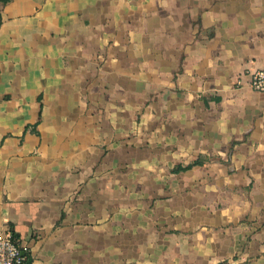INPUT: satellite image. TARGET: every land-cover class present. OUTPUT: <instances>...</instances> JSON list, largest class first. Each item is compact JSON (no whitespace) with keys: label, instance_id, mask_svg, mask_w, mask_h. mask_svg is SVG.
Listing matches in <instances>:
<instances>
[{"label":"crops","instance_id":"0c3cea01","mask_svg":"<svg viewBox=\"0 0 264 264\" xmlns=\"http://www.w3.org/2000/svg\"><path fill=\"white\" fill-rule=\"evenodd\" d=\"M0 18V232L29 264H264V0Z\"/></svg>","mask_w":264,"mask_h":264},{"label":"built area","instance_id":"2783aa9c","mask_svg":"<svg viewBox=\"0 0 264 264\" xmlns=\"http://www.w3.org/2000/svg\"><path fill=\"white\" fill-rule=\"evenodd\" d=\"M247 86L264 92V68L249 74ZM26 254L9 229L0 232V264H25ZM237 258L220 260L217 264H238Z\"/></svg>","mask_w":264,"mask_h":264},{"label":"trees","instance_id":"16d2710c","mask_svg":"<svg viewBox=\"0 0 264 264\" xmlns=\"http://www.w3.org/2000/svg\"><path fill=\"white\" fill-rule=\"evenodd\" d=\"M0 1H2V2H7V1H9V0H0ZM0 21H1V18H0ZM201 163H203V158H197V159H195V160H193V161H190L189 163H187L186 165H184V166H182V165H179L177 168H176V170H185V169H189V168H191L193 165H196V164H201ZM26 264H29V262H30V258L26 255Z\"/></svg>","mask_w":264,"mask_h":264},{"label":"rangeland","instance_id":"374dc122","mask_svg":"<svg viewBox=\"0 0 264 264\" xmlns=\"http://www.w3.org/2000/svg\"><path fill=\"white\" fill-rule=\"evenodd\" d=\"M206 158H207V157H206ZM244 168L248 169V168H249V166H248V165H246V166H244Z\"/></svg>","mask_w":264,"mask_h":264}]
</instances>
